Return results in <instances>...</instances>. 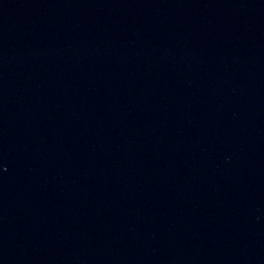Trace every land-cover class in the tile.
Masks as SVG:
<instances>
[{"label":"water","instance_id":"water-1","mask_svg":"<svg viewBox=\"0 0 264 264\" xmlns=\"http://www.w3.org/2000/svg\"><path fill=\"white\" fill-rule=\"evenodd\" d=\"M0 264H264V91L124 0H0Z\"/></svg>","mask_w":264,"mask_h":264}]
</instances>
